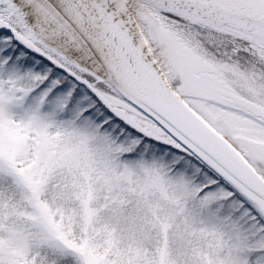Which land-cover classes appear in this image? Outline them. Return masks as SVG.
<instances>
[{"label":"snow or ice","instance_id":"snow-or-ice-1","mask_svg":"<svg viewBox=\"0 0 264 264\" xmlns=\"http://www.w3.org/2000/svg\"><path fill=\"white\" fill-rule=\"evenodd\" d=\"M0 264H264V0H0Z\"/></svg>","mask_w":264,"mask_h":264}]
</instances>
